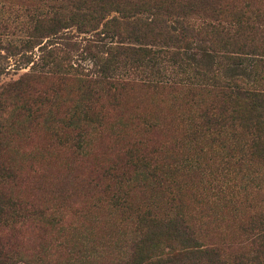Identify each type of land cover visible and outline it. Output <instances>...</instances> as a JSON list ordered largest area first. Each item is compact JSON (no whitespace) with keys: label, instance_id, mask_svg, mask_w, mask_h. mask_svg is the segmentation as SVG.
Listing matches in <instances>:
<instances>
[{"label":"rangeland","instance_id":"374dc122","mask_svg":"<svg viewBox=\"0 0 264 264\" xmlns=\"http://www.w3.org/2000/svg\"><path fill=\"white\" fill-rule=\"evenodd\" d=\"M44 2L45 10L54 12L53 0ZM40 5L39 0H0V197L19 198L35 207L59 205L61 213L58 224L46 225L45 217L30 216L21 227L14 226L12 213H7L0 239L19 251L17 264H110L119 250L122 257L125 239L133 235L130 226L120 222V212L110 209L102 193L107 180H100V173L107 166L127 164L133 148L136 154L156 158V163L198 169L200 174L182 179L189 186L181 194L184 212L201 225L202 244L237 249L240 216L250 214L252 206L264 208V166L257 156L246 154L240 160L237 153L226 163L223 156L229 151L210 135L198 138L189 131L201 120L204 108L226 106L218 94L224 85L264 79V37H210L206 12H187L183 21L193 33L179 37L160 35L159 26L149 21L122 25L119 36L101 27L80 32L74 25L34 36L39 35L33 28ZM63 13L73 17L67 9ZM140 16L151 18L147 12ZM127 47L136 50H124ZM49 49L57 67L40 59ZM247 58L261 62L251 67L243 60ZM48 70L64 72L70 79L61 82L57 74H49L23 86L13 83ZM108 75L129 77L135 85L108 91L104 86ZM98 78L103 80L93 86L100 93L94 97V129L89 130L83 151L69 143L59 147L53 134L62 130L63 138H71L74 132L65 128L66 119L86 101L78 80ZM152 80L161 82L148 83ZM236 131L240 138L249 136L247 128ZM231 132L230 128L228 135ZM128 163L124 172L131 180L120 188L137 207L150 190L132 181L137 172ZM212 178L229 187L237 200L236 211L218 200L208 211L193 199L194 190L211 195L206 184ZM94 243L100 250L96 255Z\"/></svg>","mask_w":264,"mask_h":264},{"label":"trees","instance_id":"16d2710c","mask_svg":"<svg viewBox=\"0 0 264 264\" xmlns=\"http://www.w3.org/2000/svg\"><path fill=\"white\" fill-rule=\"evenodd\" d=\"M39 2L41 5L36 9L33 28L39 35L34 36L56 34L73 25L80 32L96 31L101 27L106 31L113 30L115 35L119 36L117 30L120 26L149 21V24L159 26L160 35L179 37L178 35L193 33L189 25L183 21L187 12L195 14L206 12L210 37H264V0H53L52 13L45 10L44 0ZM173 8L184 12L171 13ZM66 9L73 17L65 18L63 10ZM112 12L118 15H111ZM142 12H147L151 18L146 20L140 16ZM74 18L75 21H71ZM250 45L262 46L254 43ZM124 50L136 49L127 47ZM53 56V50L49 49L40 56V59L49 60L52 66L57 67L58 60ZM243 60L252 63L251 67L261 62L260 60L254 62L255 58ZM49 74H57L61 82L70 79L64 72L48 70L31 74L27 78L24 75L13 83L23 86ZM106 78L104 86L108 91H126L135 85L129 81V77L123 79L121 76L108 75ZM102 80L100 78L78 80L82 81L80 95L86 101L83 108L69 113L67 123L64 124L65 128L74 132V135L71 138H63L62 130H57L58 132L53 134L54 141L59 147H67L66 144L69 143L70 147L74 146L72 148L83 151L85 138L89 130L94 129V97L98 99L100 95L99 91L94 90V82ZM261 80L264 79H256L251 81V84L242 82L240 85H224V89L218 94L225 100L226 106L217 110L214 106L204 108L201 111V120L194 124L195 129L189 131L190 135L198 138L210 135L209 139L229 151L227 156H223L226 163L228 156L237 153L241 156L240 160H243L246 154L248 157L257 156L264 166V136L261 135L264 129V81ZM151 82L161 81H148ZM173 82L169 80L168 83ZM31 88L34 89L31 85L27 86V89ZM230 128L232 132L228 135L227 131ZM238 128H247L249 136L240 138L236 131ZM128 152L130 153L127 155L128 162L137 172L132 181L139 186L147 187L150 194L141 205L133 206L126 192L120 188L123 181L131 180L126 178L127 173L124 172L129 163L121 167L110 165L102 168L100 180H107V183L102 184V193L106 196L110 209L120 212V222L129 225L130 233L133 235L125 239L127 244L124 255L121 257L123 251L119 250L117 257L110 264H264V208L252 206L250 214L240 216L238 223L240 239L237 249H231L230 245L221 243L202 244L199 237L201 225L184 212L181 198V194L189 190V186L182 182V179L195 173L200 174V171L192 167L156 163V158L136 154L134 148ZM111 180L114 182L113 186ZM215 180L216 178H212V183L206 184L211 195L208 196L203 190H194L193 199H197L201 207L208 211L215 209L214 203L217 200L219 204L236 211L237 200L231 196L229 187L214 183ZM96 182L95 186L101 185ZM59 208V205L35 207L19 198L5 199L1 194L0 230L7 226L8 212L12 213V222L18 227H21L30 216L45 217L46 225L58 224L61 221ZM123 236L125 237V234ZM109 245L112 246L111 242L107 246ZM98 247L94 243L95 255L100 252ZM19 254V251H13L0 239V264L21 262ZM38 259L42 260V257L39 256Z\"/></svg>","mask_w":264,"mask_h":264}]
</instances>
